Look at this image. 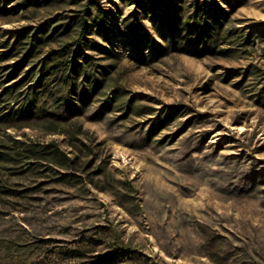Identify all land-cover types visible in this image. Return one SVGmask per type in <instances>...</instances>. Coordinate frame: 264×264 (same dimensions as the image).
<instances>
[{
  "label": "rangeland",
  "instance_id": "rangeland-1",
  "mask_svg": "<svg viewBox=\"0 0 264 264\" xmlns=\"http://www.w3.org/2000/svg\"><path fill=\"white\" fill-rule=\"evenodd\" d=\"M99 2L0 0V264H264V0Z\"/></svg>",
  "mask_w": 264,
  "mask_h": 264
},
{
  "label": "trees",
  "instance_id": "trees-1",
  "mask_svg": "<svg viewBox=\"0 0 264 264\" xmlns=\"http://www.w3.org/2000/svg\"><path fill=\"white\" fill-rule=\"evenodd\" d=\"M88 1H89V4L91 6H95L94 13L92 15L93 24L95 26L102 25V20L105 17V11L100 6L99 0H88ZM150 2H154V0H150ZM205 13L206 12H204V10H202V8L195 9L192 15H189V16L186 17L187 19H183V17H180V18H178V22L177 21L176 22H171L170 21V25L174 26V27L177 26V28H178V26H180L182 24H186L185 23L186 20H189V19H192L193 23H200L201 21L205 20V18H206ZM81 28L83 30H87L88 26L87 25H83Z\"/></svg>",
  "mask_w": 264,
  "mask_h": 264
}]
</instances>
